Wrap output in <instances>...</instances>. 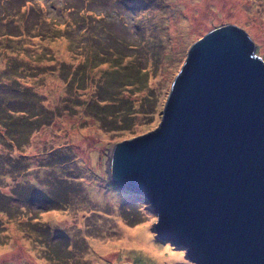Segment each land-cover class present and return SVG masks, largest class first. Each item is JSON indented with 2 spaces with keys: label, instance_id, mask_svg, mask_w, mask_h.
I'll use <instances>...</instances> for the list:
<instances>
[{
  "label": "rangeland",
  "instance_id": "374dc122",
  "mask_svg": "<svg viewBox=\"0 0 264 264\" xmlns=\"http://www.w3.org/2000/svg\"><path fill=\"white\" fill-rule=\"evenodd\" d=\"M223 23L264 60V0H0V264H157L123 240L133 227L196 264L109 163L158 126L188 49Z\"/></svg>",
  "mask_w": 264,
  "mask_h": 264
},
{
  "label": "water",
  "instance_id": "95a60500",
  "mask_svg": "<svg viewBox=\"0 0 264 264\" xmlns=\"http://www.w3.org/2000/svg\"><path fill=\"white\" fill-rule=\"evenodd\" d=\"M109 165L190 261L264 264V60L249 34L223 23L195 40L158 126L115 143Z\"/></svg>",
  "mask_w": 264,
  "mask_h": 264
},
{
  "label": "bare ground",
  "instance_id": "6f19581e",
  "mask_svg": "<svg viewBox=\"0 0 264 264\" xmlns=\"http://www.w3.org/2000/svg\"><path fill=\"white\" fill-rule=\"evenodd\" d=\"M137 228V229H136ZM133 227L129 229H123L125 234L123 240L130 239V244L141 246L148 254H150L157 264H182L179 261L178 255L169 254L166 255L157 244L153 241L149 232L144 230H139L138 227ZM99 249L105 250L109 245L98 244Z\"/></svg>",
  "mask_w": 264,
  "mask_h": 264
},
{
  "label": "trees",
  "instance_id": "16d2710c",
  "mask_svg": "<svg viewBox=\"0 0 264 264\" xmlns=\"http://www.w3.org/2000/svg\"><path fill=\"white\" fill-rule=\"evenodd\" d=\"M16 111H22V110H16ZM25 111V110H24ZM12 112H10V114H11Z\"/></svg>",
  "mask_w": 264,
  "mask_h": 264
}]
</instances>
